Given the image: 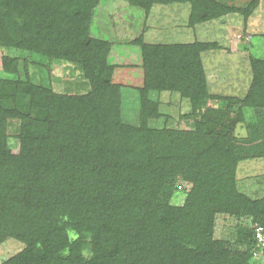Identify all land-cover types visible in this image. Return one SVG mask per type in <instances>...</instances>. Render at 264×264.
Here are the masks:
<instances>
[{
  "label": "trees",
  "instance_id": "1",
  "mask_svg": "<svg viewBox=\"0 0 264 264\" xmlns=\"http://www.w3.org/2000/svg\"><path fill=\"white\" fill-rule=\"evenodd\" d=\"M127 1L146 10L155 2H191L193 24L242 10L214 0ZM98 2L0 0V45L48 52L90 73V66H105L108 53V45L89 32ZM207 48L144 45L139 125L122 120L110 67L82 98L0 77V244L8 237L25 243L2 264H250L263 257L255 226L238 224L234 243L213 237L218 213L250 216L264 227V195L238 190L237 169L246 157L238 153L225 114L211 108V116L203 108L211 97L200 56ZM18 61L3 56V67L17 74ZM251 67L252 84L241 102L264 110V58L251 57ZM152 89L188 98L193 113L202 112L196 130L150 125L160 116L159 104L148 98ZM17 93L31 95V108L1 104ZM9 119L21 122L18 150L8 145ZM178 177L191 184L184 203L161 201Z\"/></svg>",
  "mask_w": 264,
  "mask_h": 264
},
{
  "label": "rangeland",
  "instance_id": "2",
  "mask_svg": "<svg viewBox=\"0 0 264 264\" xmlns=\"http://www.w3.org/2000/svg\"><path fill=\"white\" fill-rule=\"evenodd\" d=\"M220 5L236 6L241 11L223 12L214 18L193 24L191 2H155L149 10L130 4L127 0H99L93 7L89 32L95 40L108 45L105 66L84 65L48 52H30L0 45V77L21 80L36 88L51 89L58 95L75 98L88 96L97 88V75L110 67L111 84L117 85L120 96L122 120L129 125L140 124V89L145 86L144 45L201 43L209 48L200 51L206 73L210 98L204 110L211 108L225 114L224 120L238 139V153L242 157L237 169V188L253 198L264 195V110H255L242 104L253 79L251 57L264 58V0H258L253 13L245 12L254 0H214ZM3 56L18 58V73L3 67ZM148 98L159 104L160 116L151 119L150 125L194 132L201 113L194 114L190 100L177 91L149 90ZM31 95L17 93L16 98L3 101L6 107L13 103L26 110L31 108ZM32 113L36 115L37 111ZM21 122L9 119L8 145L19 149L17 134ZM211 128H221L212 123ZM191 184L178 177L165 188L161 201L182 205ZM254 227L253 217L238 219L228 213H218L215 218V239H237V225ZM72 239L76 232L70 231ZM90 240V239H89ZM241 249L246 243L236 244ZM90 243L84 252L89 255ZM25 243L8 237L0 244V264L20 252ZM88 247V248H87ZM250 264H264L263 257L252 259Z\"/></svg>",
  "mask_w": 264,
  "mask_h": 264
},
{
  "label": "built area",
  "instance_id": "3",
  "mask_svg": "<svg viewBox=\"0 0 264 264\" xmlns=\"http://www.w3.org/2000/svg\"><path fill=\"white\" fill-rule=\"evenodd\" d=\"M255 230H256V238L258 245L260 247H264V227L256 224Z\"/></svg>",
  "mask_w": 264,
  "mask_h": 264
}]
</instances>
